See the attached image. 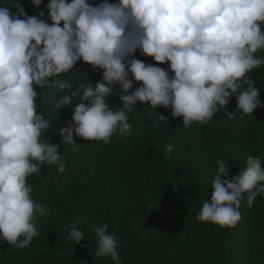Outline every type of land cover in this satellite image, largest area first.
Here are the masks:
<instances>
[{"label":"clouds","instance_id":"obj_1","mask_svg":"<svg viewBox=\"0 0 264 264\" xmlns=\"http://www.w3.org/2000/svg\"><path fill=\"white\" fill-rule=\"evenodd\" d=\"M44 7L47 18L44 11L28 15L18 0H0V240L16 249L31 245L40 235L36 221L50 214L33 198L28 178L45 164L66 170L60 145L41 138L51 121L38 111L37 89L68 90L55 109L72 110L71 122L58 131L73 153L80 151L74 135L104 144L132 135L127 112L137 102L170 108L173 118L183 117L184 128L208 124L233 96L243 115L264 108L249 75L264 67V56L257 55L264 50V0H49ZM137 50L157 64L135 58ZM78 61L102 70V79L75 89L62 81ZM165 63L166 69L158 66ZM117 85L122 106L108 102ZM174 149L169 143L166 153ZM216 164L211 198L196 219L234 228L242 201L252 207L264 197V159L248 156L231 178L227 162ZM80 223L71 225L70 243L85 239ZM108 227L93 229L95 256L123 264Z\"/></svg>","mask_w":264,"mask_h":264},{"label":"trees","instance_id":"obj_2","mask_svg":"<svg viewBox=\"0 0 264 264\" xmlns=\"http://www.w3.org/2000/svg\"><path fill=\"white\" fill-rule=\"evenodd\" d=\"M18 2L28 15L44 11L47 18L44 5L49 0H43L39 8L30 0ZM135 58L157 64L139 50ZM158 66L166 69L168 64ZM249 75L264 103V67ZM59 78L75 89L80 84L95 85L102 79V70L78 61ZM115 90L108 102L122 106L118 85ZM37 91L38 111L51 121L41 138L60 145L66 170L60 173L54 165L45 164L40 174L28 178L33 198L50 214L36 221L40 235L30 246L16 249L0 240V264H113L110 257L95 256L93 229L104 223L117 237L123 264H245L238 260V251L251 240L249 255L254 246L257 258L250 264H264V197L258 195L252 207L246 199L242 201V219L234 228L196 219L203 202L211 198L218 159L230 166L229 178L239 174L248 156L264 159V108L243 115L233 96L208 124L184 128L183 117L173 118L170 108L154 109L137 102L127 112L132 135L113 136L109 144L74 135L80 151L73 153L70 145L61 143L58 131L71 122L72 110L55 109V101L68 90ZM72 102L79 103V98ZM229 113L235 114L229 118ZM169 143L175 145L171 155L166 153ZM76 221L85 233L80 244L68 241Z\"/></svg>","mask_w":264,"mask_h":264},{"label":"rangeland","instance_id":"obj_3","mask_svg":"<svg viewBox=\"0 0 264 264\" xmlns=\"http://www.w3.org/2000/svg\"><path fill=\"white\" fill-rule=\"evenodd\" d=\"M260 56H264V50H261L259 52ZM155 112L152 113V115L149 117L150 120L153 119ZM142 124V123H141ZM145 124V121H144ZM258 238V237H257ZM252 241V240H251ZM251 241H247V247L245 248H240L238 251V255L241 256V258H238L239 261H243L245 264H250L252 261V258L256 260V256H254V246L251 247V254L250 253V246H251Z\"/></svg>","mask_w":264,"mask_h":264}]
</instances>
